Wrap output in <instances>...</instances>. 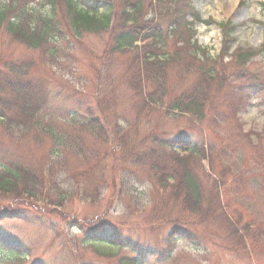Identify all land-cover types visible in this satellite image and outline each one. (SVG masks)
<instances>
[{
    "label": "rangeland",
    "instance_id": "1",
    "mask_svg": "<svg viewBox=\"0 0 264 264\" xmlns=\"http://www.w3.org/2000/svg\"><path fill=\"white\" fill-rule=\"evenodd\" d=\"M112 1L115 13L122 16L126 0ZM130 1L146 5L151 1L156 12L169 7L168 2L156 5V0ZM263 1L193 0V7L205 20L195 24V39L200 50L207 52L198 55L201 63L197 68L206 71L222 65L220 54L227 38L225 42L219 24L229 21L235 29L232 56L225 58L223 66L225 78L213 82L216 96L214 105L207 106L206 117L139 106L130 85L134 57L113 52L119 25L114 32L110 28L77 38L66 26L62 7H57L61 35L43 49L27 46L5 29L0 31V75L9 77V67L14 65L21 79L46 84L50 100L42 113L44 128L49 121L54 136H64L70 142L69 134L73 142V152L68 147L62 151L50 136L41 133L42 141H34L40 134L22 140L0 124V158L11 157L34 170L41 167L37 173L46 179L41 185L45 187L33 192L35 198L24 193L0 194V264H127L124 260L130 259L139 264H264V106L259 94L246 98L236 89L256 91L264 82L255 79V75L264 76V54L245 66L234 59L239 49L256 51L263 43ZM25 3L47 10L39 0ZM108 6L100 8V13ZM54 47L60 52L52 62L48 48ZM173 49L169 43V51ZM167 72L173 97L202 80L190 70L189 62ZM246 76L250 80H245ZM88 109L98 120L96 134L82 130L70 119ZM120 139L128 141V147ZM135 139L143 152V165L150 162L149 154L156 157L162 150H156V140L184 139L213 147V157L219 160L215 166L218 174L212 172L209 160H203L198 169L207 190L219 187L223 191L238 233L233 236L225 223L218 224L214 218L201 220L197 216L199 221L170 196L153 191L148 167L137 169L123 157ZM81 146L82 153H75ZM58 151L66 157L69 170L79 174L71 186L64 185L66 176ZM51 172L57 174L50 177ZM175 229L189 236H171L178 234ZM98 234L101 238L117 236L122 246L108 241L103 244L97 241ZM95 248L112 254L101 256Z\"/></svg>",
    "mask_w": 264,
    "mask_h": 264
},
{
    "label": "trees",
    "instance_id": "2",
    "mask_svg": "<svg viewBox=\"0 0 264 264\" xmlns=\"http://www.w3.org/2000/svg\"><path fill=\"white\" fill-rule=\"evenodd\" d=\"M41 1L42 9L48 7L45 12L34 9L30 3H25V0H0V31L5 29L7 34L17 38L27 46L43 49L46 45L52 44L53 40H58V35H61L59 28L62 23L59 20L57 7H62V17L67 23L66 26L70 29V33L77 38L85 33L107 32L110 28L114 32L119 25L117 36L114 38L113 52L131 53L133 55L134 64L131 65L130 85L135 90L139 106L142 109L152 111L154 107L159 106L161 110L166 109L169 113L177 111L185 114L190 112L206 117L204 113L207 106L214 105L216 92L212 90V85L216 78L218 80L219 77L222 80L225 78L223 75L225 72L223 70L224 64L222 63L219 69H211V73L206 72L204 74L194 67L198 62L194 56L199 50L196 44L192 45L193 37L191 38V34L188 37L189 32L193 31L194 22L190 23L187 17L191 15L196 20H199L200 17L190 7L189 0H182L181 3H176L173 7L165 8V11L160 12L153 10L151 1L146 5L144 1L135 4L126 0L122 16L117 12L115 13L112 0H39L40 3ZM156 1V5L160 6L164 3L165 6L168 0ZM103 2L110 4V6L101 14L99 8H102ZM145 10L147 11L146 16H144ZM221 27L225 38L230 40L226 46L227 56L234 43L232 36L235 30L227 23L222 24ZM169 43H173V51H169ZM178 45L181 47L179 48ZM48 49L51 61L54 62L58 58L60 48ZM261 53H264V42L259 51H243L238 53L234 59L235 62L245 66L250 59ZM188 62L190 63V70L195 74L198 73L202 80L192 82L191 87L185 89L184 94L173 97L171 94L172 86L168 83L167 71L175 66L183 67ZM9 70V77L0 75V124L7 125L5 131L12 137L21 136L22 140H25V137H36L42 133L50 136V140L53 139L57 145L59 143L62 151L68 147L73 152V142L69 134L67 136L71 143L64 136H54L53 129L55 128L49 121H47V128H44L42 113L50 100L48 90L45 88L46 84L37 85L36 83L33 84L32 81H23L22 83L18 79L21 78L20 75L18 77L17 72H15V66L11 65ZM244 79L250 80V76H246ZM255 79L264 81V76L255 75ZM236 89L246 98L256 93L259 94L264 105V82L258 85L256 91L248 90V92ZM76 114H78L77 117L70 119L76 121L82 130L85 129L96 134L94 125L98 123V120L95 119V116L93 117L92 109ZM36 140L42 141L43 136L36 137L34 141ZM121 141L128 147V141L120 139L119 142ZM138 142L135 139L132 145L130 144L131 147L126 149L123 157L125 156L128 161L132 162L131 164L136 165L137 169L148 167L153 191H159L170 196L186 212L192 213L196 218L197 216L201 220L214 218L220 222L218 224L225 223L229 231L234 234L233 236L238 233L236 222L231 219L227 205L224 203L223 191L219 187H212L211 191L207 190L198 169L203 160H209L212 172L218 174L215 166L219 160L213 157V147L207 146L205 143L194 144L184 139L177 142L156 140V150L160 148L162 150L156 157L149 154L148 160L150 162L143 165L142 151L138 149ZM177 145L181 147V152L175 151ZM115 146L114 142L113 147ZM83 147L81 146L75 153H80V149ZM62 156L63 154L58 151L57 159H61L59 161L61 171L66 176L64 183L67 184L64 185L71 186V182L77 179L79 174L69 170V163H67L66 157ZM262 158L264 157L262 156ZM38 169L42 170L41 167ZM38 169L34 170L31 165H26L18 160L14 161L11 157L9 159L0 158V194L17 195L24 193L35 198L33 192L44 188L45 186L41 185L46 180L42 173H37ZM205 173L207 177L211 176L208 172ZM54 174L57 173L52 174L51 172L50 177ZM131 175L133 174L131 173ZM134 175L139 177L137 172ZM87 179L90 178L87 177ZM60 196L63 201L66 200L64 196ZM189 226L187 223V227ZM180 234L189 236L185 232ZM91 242L94 245V241ZM109 242L113 245L122 246L117 236L111 235ZM11 243L15 245V243ZM95 249L101 256L107 257L112 254L107 249ZM15 255L21 256L17 253ZM124 261L127 264H139L135 259Z\"/></svg>",
    "mask_w": 264,
    "mask_h": 264
}]
</instances>
